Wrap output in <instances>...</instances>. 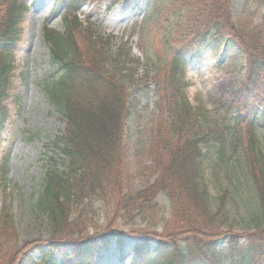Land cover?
I'll return each instance as SVG.
<instances>
[{
	"label": "trees",
	"instance_id": "1",
	"mask_svg": "<svg viewBox=\"0 0 264 264\" xmlns=\"http://www.w3.org/2000/svg\"><path fill=\"white\" fill-rule=\"evenodd\" d=\"M58 1L59 6L73 13L85 3V0ZM119 1L125 5H147L146 14L151 17L155 16L152 10L167 0ZM170 1L173 9L181 1L192 19L184 26L178 18L181 39L179 45L170 48L166 62L169 77L155 68L150 81L154 87V109L161 116L156 122L152 158L158 177L139 192L127 187L125 155L123 158L121 154L131 116L126 86L104 70L92 72L79 55H72L71 34L67 39L71 46L62 45L57 39L61 53L56 54V59L60 60L62 75L48 87V92L66 123L59 143L68 157V166L63 172H50L43 182L38 211L48 219L50 236L45 243L31 241L21 247L24 250L30 246L28 253L37 252L45 264H100L104 258L115 255L121 264H264V233L257 230L239 233L234 222L227 217L222 220L220 200L210 196L207 178L217 163H226L239 151L243 152V140L232 126L245 121L253 127L264 115V111L262 114L261 110L257 111L264 107V20L259 27L241 25L237 18L244 14V0ZM261 6L264 8V3ZM18 12L21 15L23 11ZM9 20L10 30L0 28V141L8 121L4 103L11 86L13 40L7 33L16 24L14 11ZM227 41L240 48L248 65L241 89L233 92L231 99L218 110L195 108L185 95L187 67L203 53L218 51ZM258 86L260 93L255 90ZM74 95L79 96L77 100ZM253 109L256 114L247 120L243 111ZM254 139L251 134L250 147L262 155ZM257 192L261 215L256 220L264 227V185ZM107 193L115 204L116 217L104 229L84 233V226L79 223L81 218L72 220L75 206ZM158 195L166 196L178 212L183 207L205 212L214 226L222 225L223 232L210 228L203 232L195 223L180 224L177 230L183 231L180 236H186L180 241L176 237L166 240L152 231L141 232L135 234L140 238L129 257L124 253L126 235L117 229L116 219L126 211H152L157 206L154 200ZM1 218L8 220L0 232L16 229L6 208ZM9 221L12 224L7 226ZM73 229L78 231L68 236L67 232ZM112 247L114 255L110 254ZM13 258L14 255L9 262L0 264H12Z\"/></svg>",
	"mask_w": 264,
	"mask_h": 264
},
{
	"label": "rangeland",
	"instance_id": "2",
	"mask_svg": "<svg viewBox=\"0 0 264 264\" xmlns=\"http://www.w3.org/2000/svg\"><path fill=\"white\" fill-rule=\"evenodd\" d=\"M22 1L0 0V28L10 30L11 12L14 11L17 19L12 26L14 33L10 34L14 40L10 59L13 71L4 103L8 121L0 142V228L3 229L8 220L1 218L6 208L16 229L0 232V262H9L14 255L12 264H41L38 253L28 255L30 246L24 250L21 247L31 241L45 243L50 236L48 219L38 211L43 182L50 172H63L68 166V157L59 144L65 120L47 93L49 85L61 75L52 41L57 37L62 45L71 46L67 41L71 34L72 55H79L92 72L104 70L126 86L131 117L121 154L123 158L125 155L127 187L139 192L158 177L152 158L156 122L161 116L154 109V87L149 81L154 77L155 68H160L161 74L169 77L166 62L170 58V48L179 45L181 39L178 18H181V25L186 26L192 16H188L181 1L173 9L170 0L161 2L163 6L158 5L152 10L155 16L147 18H142L147 5H140L136 13L132 5L125 8L116 0H87L77 14L63 9L56 15H52L56 0H28L25 3L27 11ZM261 3L263 0H244L245 10L237 18L239 23L247 28L259 27L264 20ZM18 11H23L22 15ZM131 11L134 12L131 14ZM111 19L121 22L111 24ZM48 31L54 34L52 40L48 38ZM245 63L240 48L230 41L218 51H207L194 59L184 79L191 105L218 110L231 99L234 91L240 89L248 71ZM255 90L260 93L261 87ZM78 97L74 95V100ZM262 103L264 105V98ZM259 110L262 114L264 107ZM257 111L243 113L247 120H252ZM253 126L245 121L232 126L243 140V152L239 151L226 163L216 162L215 169H208L207 178L210 196L220 200L222 220L227 217L234 222L235 231L239 233L257 230L263 234L264 227L262 223L258 225L260 220H256V215H261L257 189L260 191L264 185V151L262 155L253 151L249 138L252 134L260 144L259 149L264 150V115ZM154 205L157 206L152 211H126L119 215L116 227L125 232L152 231L166 240L176 237L179 241L186 238L180 236L183 231L177 230L181 223H195L203 232L209 228L223 232L219 220L214 219L220 224L214 226L203 211L183 207L178 212L164 195H158ZM75 208L72 220L81 218L79 223L83 224L84 233L104 229L116 217L115 204L109 193L85 200ZM10 223L6 225L10 226ZM76 231L73 229L67 234ZM135 242V238H128L126 253L130 254ZM100 264L120 263L117 259L104 258Z\"/></svg>",
	"mask_w": 264,
	"mask_h": 264
},
{
	"label": "bare ground",
	"instance_id": "3",
	"mask_svg": "<svg viewBox=\"0 0 264 264\" xmlns=\"http://www.w3.org/2000/svg\"><path fill=\"white\" fill-rule=\"evenodd\" d=\"M118 20L119 19H115V20L111 19V24H116Z\"/></svg>",
	"mask_w": 264,
	"mask_h": 264
}]
</instances>
